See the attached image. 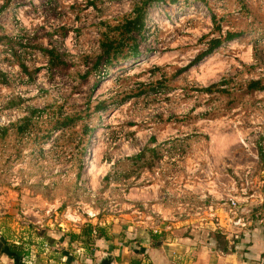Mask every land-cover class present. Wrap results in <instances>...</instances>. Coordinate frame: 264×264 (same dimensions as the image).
<instances>
[{
	"label": "rangeland",
	"instance_id": "1",
	"mask_svg": "<svg viewBox=\"0 0 264 264\" xmlns=\"http://www.w3.org/2000/svg\"><path fill=\"white\" fill-rule=\"evenodd\" d=\"M134 5L9 0L0 11V31L20 39V59L34 72H22L0 43V69L9 79L0 84V244H30L37 255L41 237H71L88 224L120 243L137 231L176 238L193 230L218 235L220 227L229 236L239 228L230 221L232 203L247 227L264 228V90L246 89L251 79L264 83V0L153 2L144 51L107 74L92 70L101 33ZM228 32L236 36L224 40ZM220 37L211 55L187 68ZM38 45L66 51L68 66L52 73ZM224 79L226 92L200 90ZM33 108L44 111L19 134ZM72 112L84 120L52 131L55 116ZM145 147L159 152L150 168L134 160ZM98 235L64 248L47 243L43 252L53 246L70 251L73 264H96ZM56 262L37 256L26 263Z\"/></svg>",
	"mask_w": 264,
	"mask_h": 264
},
{
	"label": "crops",
	"instance_id": "2",
	"mask_svg": "<svg viewBox=\"0 0 264 264\" xmlns=\"http://www.w3.org/2000/svg\"><path fill=\"white\" fill-rule=\"evenodd\" d=\"M223 223L220 222L221 226ZM214 226V224H212ZM216 225V224H215ZM216 229V227H214ZM217 233L224 237L226 243L220 244L213 234V229H208L205 234L201 230H193L188 234L179 237L168 236L164 238L157 234V231H142L137 235L132 233L130 237L120 243L116 238H104L100 234L94 241L95 252L92 251V258L98 262L103 256L109 255L113 258L112 264H264V228L259 225L253 227L237 228L228 236L221 232V228ZM96 233V231H95ZM142 233V234H141ZM47 239L36 241L37 255L32 253L31 245H28L26 255L23 256L22 264H28V260L37 257L48 263L56 262L57 264H73L69 261L71 252L68 250L43 252V245L61 242V248L67 244L72 245V241L68 235H63L60 239H56L55 235H51ZM3 242V247L4 246ZM1 247L0 264H18L12 259ZM85 248V247H84ZM49 252V251H48ZM67 257L69 259H67ZM4 258V259H3ZM59 258L64 261H59ZM3 259V260H2ZM7 260L9 263H7ZM56 260V261H55ZM39 264V263H36ZM53 264V263H50ZM92 264V263H91Z\"/></svg>",
	"mask_w": 264,
	"mask_h": 264
},
{
	"label": "trees",
	"instance_id": "3",
	"mask_svg": "<svg viewBox=\"0 0 264 264\" xmlns=\"http://www.w3.org/2000/svg\"><path fill=\"white\" fill-rule=\"evenodd\" d=\"M159 1L163 0H135V5L130 14L124 16L118 24L113 25V28L110 29L111 31L109 30L101 33V52L94 58L91 68L92 70L104 69V74H107L110 67L115 65L116 62H119L120 59L127 60L132 57H138L144 51L141 46L142 40H145V19L147 8L153 2ZM8 2L9 0L0 7V11H2L7 6ZM0 29H2L1 26ZM112 30H114V32H112ZM235 36L236 34L228 32L224 40L233 39ZM224 40L222 37L212 39L207 49L196 56L195 59L187 66V68L199 64L204 58L211 55L213 51L223 43ZM0 43L5 44L7 49L16 56V60L18 61L21 71L32 76L34 72L29 70V66L25 62H22L16 49V45L20 43V39H17V36H10L3 31H0ZM37 48L48 57V69L52 73L61 72L68 66V54L66 51H62L56 47L47 48L42 45H38ZM255 60L260 61V58L257 57ZM256 65H251V68H255ZM179 72L182 73L183 69L179 70ZM228 82L229 79H224L200 90L206 91L208 93L214 91L226 92L227 89L222 88L221 86L228 84ZM8 83L9 79L7 77V73L0 69V84L6 85ZM246 89L249 92L261 91L264 90V83L261 79H251L247 83ZM103 107H105L104 103L100 102L96 108L102 109ZM87 108H89V105ZM43 111L44 110L39 108L31 109L30 115L21 119L20 125L17 127V132L22 135L25 134L33 125L35 120L34 118H37L38 115H41ZM81 120H84V116L80 113H60L57 117H54V126L52 131L61 130L66 126L74 125ZM83 124L85 127L84 133L87 134L90 129L86 123ZM258 155L264 160V147L258 146ZM157 158H159L158 150L150 147H145L140 153L134 156V160L138 162L143 161L142 166L147 168L152 167L155 162L154 160ZM106 178H109V174L106 176ZM98 230L93 225L88 224L87 227L83 229L82 233L72 234L71 237L69 235L68 236L70 237L71 241L83 239L85 243H91V238H94V234L97 233L103 236L101 229L98 228ZM217 234L218 235H216V239L219 241V243H226L224 237H221V234L219 233ZM5 245L6 244H4V246ZM3 248L12 259H14L18 264H22L21 258L27 254V251H25L23 247L11 245L5 246Z\"/></svg>",
	"mask_w": 264,
	"mask_h": 264
},
{
	"label": "built area",
	"instance_id": "4",
	"mask_svg": "<svg viewBox=\"0 0 264 264\" xmlns=\"http://www.w3.org/2000/svg\"><path fill=\"white\" fill-rule=\"evenodd\" d=\"M231 214H232V219L230 220L232 222V224L234 226H238L241 228L247 227L248 226V222L243 219L242 217H240V215L238 214L237 209V204L236 203H232V205H230L229 207Z\"/></svg>",
	"mask_w": 264,
	"mask_h": 264
},
{
	"label": "water",
	"instance_id": "5",
	"mask_svg": "<svg viewBox=\"0 0 264 264\" xmlns=\"http://www.w3.org/2000/svg\"><path fill=\"white\" fill-rule=\"evenodd\" d=\"M2 244H0V251H1ZM113 258L109 255H105L102 257L96 264H112Z\"/></svg>",
	"mask_w": 264,
	"mask_h": 264
}]
</instances>
